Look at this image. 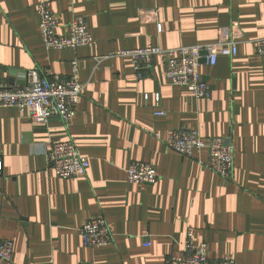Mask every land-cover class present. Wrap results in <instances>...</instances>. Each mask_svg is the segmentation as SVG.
Instances as JSON below:
<instances>
[{
	"label": "crops",
	"instance_id": "obj_1",
	"mask_svg": "<svg viewBox=\"0 0 264 264\" xmlns=\"http://www.w3.org/2000/svg\"><path fill=\"white\" fill-rule=\"evenodd\" d=\"M39 2L64 24L84 18L93 44L47 50ZM257 38L264 0H0V83L25 87L33 71L67 78L77 60L85 85L69 131L56 118L33 124L0 108V239L13 242L11 262L0 264H165L188 229L211 264H264V60L246 43ZM226 40L238 43L236 56L199 67L206 100L172 85L160 57L137 79L131 59L117 55ZM181 128L231 141L230 180L206 168V152L183 158L167 148ZM68 139L89 160L85 177L60 179L46 164L51 144ZM132 162L152 165L157 181L130 184ZM98 216L113 241L86 248L80 227Z\"/></svg>",
	"mask_w": 264,
	"mask_h": 264
},
{
	"label": "built area",
	"instance_id": "obj_2",
	"mask_svg": "<svg viewBox=\"0 0 264 264\" xmlns=\"http://www.w3.org/2000/svg\"><path fill=\"white\" fill-rule=\"evenodd\" d=\"M36 14L41 41L47 50L76 49L93 44L94 39L81 16H75L71 22L64 24L54 16L47 2L37 4ZM61 30L65 32L61 33ZM246 43L264 60V38L249 40ZM237 46L238 43L226 40L211 45L171 50L150 46L119 52L117 55L131 59L137 79L143 78V73L150 69L153 57H160L164 77L172 85L186 87L196 99L206 100L211 97L212 91L199 73L201 63L204 61L213 66L218 56L234 57L237 54ZM30 77L27 85L22 88L8 87L0 83V108L15 109L21 116L26 112L25 116L33 124L46 125L56 118L65 130L69 131L85 87L78 80L77 60L72 62V73L67 78L49 71H44L42 75L33 71ZM145 100H148V96H145ZM159 101V95L155 96L156 106ZM164 115V112L155 113V116ZM165 145L183 158H193L201 152H206L208 170L223 180H230L233 175L234 148L227 138L215 137L205 141L197 130L181 128L167 135ZM45 158L47 166L60 179L69 180L87 175L89 160L80 155L71 139L52 143L45 151ZM2 171L0 159V176ZM126 177L130 184L153 185L157 181L154 167L142 162H132L126 170ZM79 233L86 248L105 247L113 241V234L103 216L84 222ZM12 255L13 242L0 239V261L10 263ZM165 264H211L207 245L196 241L192 230L188 229L180 253L168 257ZM215 264L237 263L232 257H226Z\"/></svg>",
	"mask_w": 264,
	"mask_h": 264
},
{
	"label": "water",
	"instance_id": "obj_3",
	"mask_svg": "<svg viewBox=\"0 0 264 264\" xmlns=\"http://www.w3.org/2000/svg\"><path fill=\"white\" fill-rule=\"evenodd\" d=\"M203 55H205V54H203Z\"/></svg>",
	"mask_w": 264,
	"mask_h": 264
}]
</instances>
